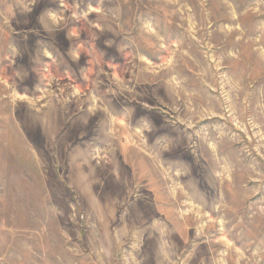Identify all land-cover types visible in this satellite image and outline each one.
Here are the masks:
<instances>
[{
  "label": "rangeland",
  "instance_id": "rangeland-1",
  "mask_svg": "<svg viewBox=\"0 0 264 264\" xmlns=\"http://www.w3.org/2000/svg\"><path fill=\"white\" fill-rule=\"evenodd\" d=\"M0 264H264V0H0Z\"/></svg>",
  "mask_w": 264,
  "mask_h": 264
}]
</instances>
